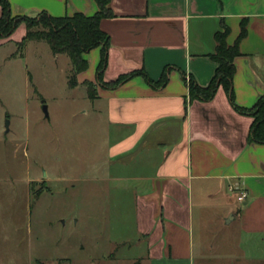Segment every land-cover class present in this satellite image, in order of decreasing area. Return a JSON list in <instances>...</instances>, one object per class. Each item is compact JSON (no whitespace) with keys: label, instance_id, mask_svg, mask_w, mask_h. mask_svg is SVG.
<instances>
[{"label":"crops","instance_id":"obj_1","mask_svg":"<svg viewBox=\"0 0 264 264\" xmlns=\"http://www.w3.org/2000/svg\"><path fill=\"white\" fill-rule=\"evenodd\" d=\"M10 2L14 15L98 10L95 0ZM111 6L115 15L101 20L111 40L104 80L139 69L159 80L170 71L163 87L137 75L117 88L98 84V96L90 98L95 118L115 133L109 164L117 170L107 179L137 189L146 259L133 264H264V143L249 142L253 116L238 111L223 86L211 100H193L188 80L210 83L216 32L225 21L234 43L245 21L235 101L255 105L264 95V0H112ZM25 34L22 24L0 46ZM85 57L89 68L79 82L96 79L101 47Z\"/></svg>","mask_w":264,"mask_h":264},{"label":"rangeland","instance_id":"obj_2","mask_svg":"<svg viewBox=\"0 0 264 264\" xmlns=\"http://www.w3.org/2000/svg\"><path fill=\"white\" fill-rule=\"evenodd\" d=\"M18 50L0 46V264L145 260L137 189L107 179L115 133L80 73L73 86L70 58L45 40Z\"/></svg>","mask_w":264,"mask_h":264},{"label":"trees","instance_id":"obj_3","mask_svg":"<svg viewBox=\"0 0 264 264\" xmlns=\"http://www.w3.org/2000/svg\"><path fill=\"white\" fill-rule=\"evenodd\" d=\"M95 1L98 10L92 15L77 11L73 15L55 16L44 10L32 16L14 15L10 0H0V40L11 37L19 26L25 23L26 34L21 41L17 42L18 51L23 52L29 41H47L55 55L66 54L70 58L74 71L73 86L77 84L76 75L89 68V60L85 57V54L97 47H101V58L97 67L96 79L103 87L117 88L137 75H142L152 86H165L169 81V67L163 71L159 80H154L145 69L122 74L112 81L104 80L111 40L108 32L102 29L101 20L115 14L111 6L112 0ZM230 33V26L223 21L222 29L215 34L216 51L210 55L218 64L215 74L210 83L205 86L199 84L193 76H190V95L193 100L208 101L214 97L217 89L223 86L232 105L238 111L253 116L249 142L264 143V95L250 108L241 107L235 101V58L242 54L240 41L248 33L247 23L242 21L241 31L234 43L228 41ZM84 84L87 85L89 97L96 98L98 92L92 81L85 80Z\"/></svg>","mask_w":264,"mask_h":264},{"label":"built area","instance_id":"obj_4","mask_svg":"<svg viewBox=\"0 0 264 264\" xmlns=\"http://www.w3.org/2000/svg\"><path fill=\"white\" fill-rule=\"evenodd\" d=\"M188 80H189V77H188ZM246 196H247L246 192H241L238 197L240 200H243Z\"/></svg>","mask_w":264,"mask_h":264},{"label":"water","instance_id":"obj_5","mask_svg":"<svg viewBox=\"0 0 264 264\" xmlns=\"http://www.w3.org/2000/svg\"><path fill=\"white\" fill-rule=\"evenodd\" d=\"M43 108H44V111L46 112V114L48 115V106L46 104H44ZM8 124H9V122H8Z\"/></svg>","mask_w":264,"mask_h":264}]
</instances>
